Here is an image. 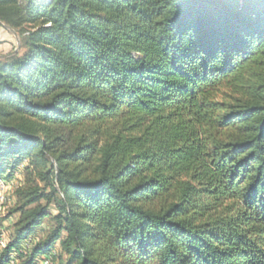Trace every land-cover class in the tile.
<instances>
[{"label":"trees","instance_id":"obj_1","mask_svg":"<svg viewBox=\"0 0 264 264\" xmlns=\"http://www.w3.org/2000/svg\"><path fill=\"white\" fill-rule=\"evenodd\" d=\"M0 22V177L23 176L0 264L57 243L66 264H264V0H0Z\"/></svg>","mask_w":264,"mask_h":264},{"label":"rangeland","instance_id":"obj_2","mask_svg":"<svg viewBox=\"0 0 264 264\" xmlns=\"http://www.w3.org/2000/svg\"><path fill=\"white\" fill-rule=\"evenodd\" d=\"M14 37L15 36L9 30L2 29V26L0 27V54L8 52L13 54L14 50H16L17 48L16 40H14ZM19 183H23V176L20 172L16 173L15 179L9 181V183H7L2 177H0V227L4 234V242L0 243V248H2V244L3 246L6 245L7 235L11 233L12 226L16 222L18 217V213L9 216L8 212L11 208V205L15 201L14 191L17 187V184ZM49 211L52 214L55 213L53 205L50 206ZM52 227L53 222L51 221V219L49 217L45 218L40 227L37 229L34 238H43ZM51 252L52 254H54L53 264H66L67 259L62 254L59 243L55 245V248ZM37 264H40L39 260Z\"/></svg>","mask_w":264,"mask_h":264},{"label":"bare ground","instance_id":"obj_3","mask_svg":"<svg viewBox=\"0 0 264 264\" xmlns=\"http://www.w3.org/2000/svg\"><path fill=\"white\" fill-rule=\"evenodd\" d=\"M5 191V190H4ZM4 234H3V232H2V229H1V227H0V241L1 242H4ZM31 242H32V240L29 238V239H27L24 243H23V246H22V248H28L29 246H30V244H31ZM2 247H3V244H2ZM15 254H13L12 256H11V258H10V260H9V262H8V264H15L16 262H17V260L15 259ZM40 262V264H53V259H52V253H51V255L49 254V255H47V256H44V257H42V259L39 261Z\"/></svg>","mask_w":264,"mask_h":264},{"label":"water","instance_id":"obj_4","mask_svg":"<svg viewBox=\"0 0 264 264\" xmlns=\"http://www.w3.org/2000/svg\"><path fill=\"white\" fill-rule=\"evenodd\" d=\"M0 26L4 27L6 30H9L15 36L17 48H16V50H14V52H16L19 49V39H18L17 34L15 33V31L12 28H10L7 25H4L2 22H0Z\"/></svg>","mask_w":264,"mask_h":264},{"label":"crops","instance_id":"obj_5","mask_svg":"<svg viewBox=\"0 0 264 264\" xmlns=\"http://www.w3.org/2000/svg\"><path fill=\"white\" fill-rule=\"evenodd\" d=\"M0 27H1V26H0ZM2 29H5V28L2 27ZM14 40H16L15 37H14ZM5 54H6V53H1V54H0V57L4 56ZM0 243H1V241H0Z\"/></svg>","mask_w":264,"mask_h":264}]
</instances>
